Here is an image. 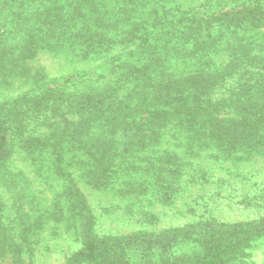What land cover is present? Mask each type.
Instances as JSON below:
<instances>
[{
  "label": "rangeland",
  "instance_id": "1",
  "mask_svg": "<svg viewBox=\"0 0 264 264\" xmlns=\"http://www.w3.org/2000/svg\"><path fill=\"white\" fill-rule=\"evenodd\" d=\"M1 1L0 125L17 119L22 129L0 169V264L16 259L67 264L83 248L88 211L89 233L101 239L264 217V143H252L262 130V124H252L253 113L264 118V19L236 31L210 21L244 5L264 8V0H132L134 10L121 8L119 14L130 19L119 23L115 12L105 13L109 3L84 23L74 18L91 0ZM55 15L61 19L52 21ZM128 21L119 35L95 37L109 23L118 27ZM186 25L210 26V37L198 38L210 39L200 58L183 49L184 40L189 49L196 38L179 31ZM174 34L180 37L159 49L162 73L177 84L212 75L215 83L205 95L210 112L193 124L189 110L179 111L153 131L144 128L138 137L150 139L141 144L130 138L131 131L125 133L128 127L113 133L102 128L106 133L97 138L116 139L110 158L106 152L112 168L102 174V163L85 152L99 148L96 139L82 144L70 134L55 135L66 124L72 130L80 119L81 111L67 102L76 105L83 95H106L115 88L116 100L130 93L129 71L139 69L149 40L160 43ZM49 97L63 102L60 110L37 105ZM248 98L253 105L244 107L241 101ZM44 142L53 145L41 147ZM191 247L185 243L186 253H194ZM239 253L223 264H264V241Z\"/></svg>",
  "mask_w": 264,
  "mask_h": 264
},
{
  "label": "trees",
  "instance_id": "2",
  "mask_svg": "<svg viewBox=\"0 0 264 264\" xmlns=\"http://www.w3.org/2000/svg\"><path fill=\"white\" fill-rule=\"evenodd\" d=\"M127 1L115 0V4H112L106 0H91L87 11L74 19L81 18L84 23L92 16L96 19L100 16L99 13L105 10L103 5L109 3L111 5H108V10L105 13L115 12L114 19L119 20L118 23L126 19L129 20V17L121 18L119 15L124 12L121 8H126V12L129 14L134 10L133 4L129 5L132 0ZM4 8L5 2L0 0V10H4ZM263 9L259 5L257 7L252 4L244 5L233 11L214 14L210 21H212L211 23L217 21L218 25H224L227 28L232 27V30L236 31L245 25L260 23L264 19ZM60 19V15H55V19L52 21ZM49 20L51 21V19ZM114 22L109 23L106 32H95V37L110 39L119 35L121 30H125L129 24L128 21L117 27L116 25L113 26ZM209 27V25L207 28L204 25H199L198 28H195L192 25H186L179 30L184 34L196 33V38L189 49L187 48L188 41L184 40L183 49L186 54L193 52L200 58L210 39L198 42V38L207 39L210 37ZM136 30L133 28L132 33ZM201 30L204 34L201 33ZM179 37V35L174 34L160 43L156 39L149 40V46L144 48L145 50L139 57V69L129 71L128 78L133 81L130 93L119 97L120 99L116 100L117 88H115L110 94L106 92V95H83L76 105L73 102H67L66 107L75 106L78 112L81 111L80 119L72 130L68 124L62 126V133L55 134L58 136L57 138L62 139L70 134V139L75 137L82 144L96 139L99 148L93 150L86 147L85 152L93 156L94 160L102 163L100 168L103 174L112 168V161L109 158L112 154V145L115 144L116 139L114 137L97 138V135L106 133L105 130L102 131V128L107 127V130L113 133L119 126L128 127L125 133L131 131L129 136L131 139H135L144 128L150 130L153 126L165 124L172 116L179 115V111L188 110L190 111L188 122L197 124L204 113L210 112L212 102L207 101L205 95L214 85L215 80L212 75L197 74L187 82H184L186 79L181 81L179 85L164 77L162 69L165 61L164 55H159L160 50H166L169 43L175 42ZM27 49L29 52L33 50L32 46H28ZM241 102L244 107L253 105L249 98ZM37 105L41 107L47 105L56 112L61 109L63 102L49 97L40 99ZM108 108L110 111L106 114ZM253 115L256 120L252 124H262V130L253 136L252 143L256 146L260 142L264 143V123L261 121V119L264 121V118L257 113H253ZM16 120L0 125V169L16 131L20 132L22 129V125ZM242 122L244 121H237V124ZM95 128L100 129L101 133H97ZM151 130L153 131V129ZM53 136L54 134L51 135V137ZM149 139L150 136L144 135L141 139L138 137V142L141 144V142ZM52 145L44 142L41 147ZM106 152L109 153V158ZM95 174L97 175V173ZM88 212V215L85 216L87 223L83 227L85 230L83 248L75 252L67 264H223L229 261L230 257H238L243 247H250L258 241H264V217L241 223L208 220L158 233H135L124 237L101 239L95 238L89 233V226L93 224V215L91 211ZM2 233L0 231V235ZM4 238L7 239V236ZM185 243L192 246L193 254L186 253ZM12 264H22V261L16 259Z\"/></svg>",
  "mask_w": 264,
  "mask_h": 264
}]
</instances>
